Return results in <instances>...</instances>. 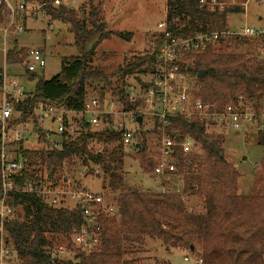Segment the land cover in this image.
<instances>
[{"label":"trees","instance_id":"16d2710c","mask_svg":"<svg viewBox=\"0 0 264 264\" xmlns=\"http://www.w3.org/2000/svg\"><path fill=\"white\" fill-rule=\"evenodd\" d=\"M27 1L42 4L51 21L68 27L79 54L62 59L60 72L51 79L37 80L34 89L26 92L25 98L16 104L15 123L30 119L39 105L80 113L89 90L96 93L100 105L110 95L122 111L144 119V94L149 84L142 83V93L132 98L127 87H120L118 81L144 74L145 65L152 66L153 71L163 36L151 55L134 58L133 62L124 63L115 73L107 75L91 66L94 49L110 35L101 16V3L94 5L92 0H87L88 12L82 8L80 18L66 3L53 7V0ZM204 1L201 5L200 0H166V30L175 38L226 30L228 16L242 13L247 0H215L223 4L221 10L218 6L210 7L212 0ZM24 22L25 18L23 25ZM116 35L123 37L121 33ZM238 39L234 38L236 42ZM90 42L94 43L92 50L85 51ZM240 45L243 51L239 53L215 52L213 47H208L202 53L187 55L189 64H180L181 71L200 86L198 95L203 100L227 104L236 95H243L247 101L258 104L264 99V36L244 38ZM29 49L18 48L14 42L6 51L7 63H23ZM199 71L205 73L197 78ZM2 72L0 70V87ZM75 120L78 131L73 136L64 133L57 138L62 143L58 150L48 147L45 132L34 122L38 136L36 146L41 142L44 150L27 149L20 143L18 153L30 167L35 165V158H39L42 165L41 171L25 174L20 184L24 180H52L62 176L66 168L73 169L68 172L73 175H78L81 169H89L86 175H92L94 169L100 171V176H96H102L103 189L113 199L116 214L106 221L100 249L90 255L78 253V264H140L136 259L125 258L130 253L125 245L142 246L146 238L158 240L167 248L196 252L201 264H264V151L253 174L252 193L241 195L238 191L240 174L225 155V135L210 132L194 120L175 118L163 127L153 119L151 132L157 140L153 146L151 138L142 130V122L135 134L140 144H136L132 153L125 152L121 134L110 127L92 132L83 119ZM107 120L108 116L104 118ZM161 128L170 136H176L177 142L190 136L199 146L198 153L180 155L181 164L185 162V191L189 193L186 202L126 183L122 171L125 157L137 161L144 174L152 173ZM255 136V143L264 150V132ZM90 143L110 148L94 152ZM10 204L14 216L6 224V231L14 254L13 264H53L48 249L69 239L70 232L80 222L79 211L48 207L33 194H17Z\"/></svg>","mask_w":264,"mask_h":264},{"label":"built area","instance_id":"2783aa9c","mask_svg":"<svg viewBox=\"0 0 264 264\" xmlns=\"http://www.w3.org/2000/svg\"><path fill=\"white\" fill-rule=\"evenodd\" d=\"M61 0H53L52 6L58 7ZM204 5L205 1L200 0ZM211 8L217 4L212 0ZM40 15L49 18L42 4L27 0H0V31L4 41L7 36L20 34L24 31L21 18ZM52 30V25L48 24ZM161 30L163 43L158 49L155 66L148 82L149 88L144 94L145 108L142 115L157 120L163 127L168 126L170 120L182 118L196 121L210 132L226 135H246L264 132V99L256 104L247 101L243 95H236L227 104L218 101H205L198 94L200 86L194 78L183 73L180 69L182 59L194 53L204 52L208 47L225 41L229 38L256 39L264 36V30L245 28L240 33H231L227 29L204 33L192 38H175L166 30L165 23L158 24ZM6 52V51H5ZM45 60L39 48H30L27 51L24 67L29 73L42 69ZM25 90L13 77L2 72L0 87V264H13L14 254L9 244L6 224L13 218L14 209L10 201L17 194H33L38 196L44 204L51 208L64 210H78L79 224L72 229L69 239L65 243L57 244L48 249V256L53 264H78V253L90 255L100 249L106 221L116 214V206L105 199V194L91 192L79 186L78 178L68 173L62 179L54 177L44 181L20 180L25 174L31 175V168L26 159L18 153L20 143L38 141L37 127L45 132L48 147L58 150L61 142L57 138L66 133L73 136L76 132L75 118H81L92 127L109 124L107 127L121 134V144L124 149L131 147L136 140V132L125 128V120L129 118L136 123L134 113H125L122 110L114 111L115 102L106 99L100 105L98 98H88L84 110L80 113L55 108L53 106L39 105L33 110L32 117L24 122L15 123L18 117L16 104L25 98ZM109 121H104L105 117ZM120 117L115 120L116 117ZM74 118V119H73ZM80 119V120H81ZM48 120L54 127H46ZM74 120V121H73ZM143 120V118H142ZM75 122V123H74ZM137 124V123H136ZM142 124V123H141ZM78 126V125H77ZM141 126V125H140ZM106 127V128H107ZM199 146L190 136L177 142L176 136H170L161 128L160 140L156 149L153 171L150 175L157 179L155 193L161 196H174L183 202L189 197L185 191L186 171L181 164L180 155L187 157L198 153ZM89 169L79 172V176H86ZM100 174L98 169L93 170L94 176ZM41 179L40 176H38ZM201 264V260H199Z\"/></svg>","mask_w":264,"mask_h":264},{"label":"rangeland","instance_id":"374dc122","mask_svg":"<svg viewBox=\"0 0 264 264\" xmlns=\"http://www.w3.org/2000/svg\"><path fill=\"white\" fill-rule=\"evenodd\" d=\"M61 1L62 3H66L69 8L74 9L80 18L83 16L81 14L82 8H85L86 13L88 12L87 0ZM92 3L94 5L98 3L102 4L101 16L105 21L106 30L110 32L109 37L94 49L91 56L92 67L97 68L104 74L110 75L115 73L124 63L133 62L134 58L144 55H151L156 50L162 38L158 24L165 22L166 0H92ZM23 18L26 20L27 16L24 15L21 22H23ZM49 23L52 25V30L48 29ZM0 26L2 25L0 24ZM23 28L24 31L22 33L7 36L5 41L3 33L0 31V70L5 71L7 75L13 77L25 92H31L39 78H43L44 80L51 79L60 72L61 60L76 57L79 51L73 45V34L68 31L66 25L59 21H51L49 18L36 15L33 19L28 18ZM245 28L258 31L264 30V2L247 0L242 13L228 16L227 30L229 32L240 33ZM118 33H121L123 37L116 35ZM243 39L239 38L237 40L239 42H236L234 38H229L212 47L215 52L239 53L243 51L240 45ZM14 42L17 43L18 48H40L45 60V66L34 73H29L24 67V62L15 65L8 64L5 51ZM93 46V42L86 44L85 51L92 50ZM185 57L182 61L185 64H189V60ZM143 70H145L144 74L133 75L118 81L120 87H127L132 98L140 95L143 91L142 83H148L151 79L152 66L145 65ZM113 81L114 79H112ZM95 95L94 91H88V98L95 97ZM109 96L107 98L113 100ZM119 110L121 108L115 104L114 111ZM119 118L118 116L115 120L118 121ZM80 119L77 118V120ZM75 122L76 131H78V121L75 120ZM142 122V130L146 131V137L151 138L152 146L155 145L157 140L154 133L151 132L154 120L144 117ZM104 124L105 127L103 125L92 127L91 131L97 130L99 132L104 130L109 123L105 122ZM45 125L46 127H54L55 124L51 125L46 120ZM125 128L136 132L139 131L140 126L127 118L125 120ZM255 138L256 136L253 132L246 135H233L232 133L225 135V155L227 160L236 167L240 174L238 191L241 195H250L252 193L253 174L259 167V161L264 151L261 146L255 143ZM136 144L139 145L140 141L135 140L125 152H134ZM23 146L27 149H35L36 151L44 150V145H41V142L36 146V143L26 141ZM89 147L94 152L110 148V146L97 143H90ZM34 162L35 165L31 168L41 171L42 165L39 158H35ZM72 170L68 169V172H72ZM83 171L84 169L80 170V172ZM122 171L126 183L130 187L155 190L158 183L157 179L150 174H144L140 169L139 163L132 158L125 157L123 159ZM64 175L65 172L62 173V176ZM98 175L100 176V174ZM62 176L58 175L56 178L62 179ZM75 177L78 178L77 181L81 188L95 193L104 192L105 199L114 204L113 199L109 196L110 194L103 189L102 176L86 175L82 177L75 175ZM62 243H65V241ZM126 249L130 253L125 258L136 259L140 264H199L200 260L196 252L192 253L183 249L167 248L160 241L150 238H146L142 246L125 245Z\"/></svg>","mask_w":264,"mask_h":264},{"label":"water","instance_id":"95a60500","mask_svg":"<svg viewBox=\"0 0 264 264\" xmlns=\"http://www.w3.org/2000/svg\"><path fill=\"white\" fill-rule=\"evenodd\" d=\"M204 71H199L198 72V74H197V78H200L201 76H203L204 75ZM136 123L140 126L141 125V123H142V117L141 116H138L137 118H136ZM245 159V158H244Z\"/></svg>","mask_w":264,"mask_h":264},{"label":"crops","instance_id":"0c3cea01","mask_svg":"<svg viewBox=\"0 0 264 264\" xmlns=\"http://www.w3.org/2000/svg\"><path fill=\"white\" fill-rule=\"evenodd\" d=\"M30 18L33 19L32 17H30ZM27 19H28V18H27ZM27 19H26V20H27ZM26 20H25V22H26ZM25 22H24V24H25ZM39 49H40V48H39ZM41 51H42V50H41Z\"/></svg>","mask_w":264,"mask_h":264}]
</instances>
